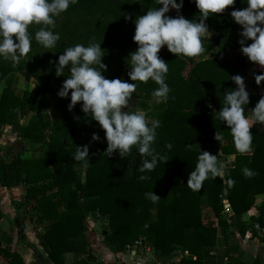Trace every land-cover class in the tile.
I'll use <instances>...</instances> for the list:
<instances>
[{"label":"trees","instance_id":"1","mask_svg":"<svg viewBox=\"0 0 264 264\" xmlns=\"http://www.w3.org/2000/svg\"><path fill=\"white\" fill-rule=\"evenodd\" d=\"M246 6L245 0H235L222 13L207 18L208 30L217 29V34L203 47L200 55L158 54L168 63L165 82L170 92L167 101L154 106L156 120L160 123L156 127L153 147L165 155L167 161H158L151 172L144 173L148 177L146 180L137 179L141 175L137 168L143 157L135 146L123 158L116 152L108 157L104 153L107 144L103 130L80 110L79 103L68 111L70 101L59 98L58 90L53 97L60 114L52 117L51 126L33 119L19 127L16 136L22 149L2 164L1 185L7 190L19 185L24 187L22 198L11 200V205L22 214L26 213L33 223L38 244L46 251L47 261L42 264H111L94 257L90 249L87 237L89 218L106 221L101 244L112 254L125 252L127 246L142 238L152 244V254L157 259L170 257L178 250L184 251L185 255L177 264H207L208 254L216 246L218 232L225 234L232 225L229 215L221 214L224 199L235 218L234 226L239 237L254 238L253 223L264 226V204L256 208L257 215L250 216L247 223L241 221V217L253 207L254 197L264 195V130L250 128L251 153L235 154L223 179L209 177L199 191L186 185L188 173L194 169L200 153L194 145H200L203 151L217 155V158L232 155V137L216 119L215 112L222 105L224 92L234 89L230 77L243 75L245 64L250 62L241 54L237 43L242 29L229 15L233 9ZM155 7H160L156 0H76L55 18L53 31L60 37L56 46L50 49L40 46L34 39L39 26L34 25L28 30L33 37L31 48H34L38 60L45 64L48 61L40 56L42 53L52 52L57 59L66 47L77 43L86 46L90 41L101 43L104 51L102 63L106 65V71L101 74L109 80L121 79L128 67L129 54L137 48L132 40L134 20ZM166 15L175 17L177 12L170 9ZM179 15L198 22V9L190 0H183ZM213 49L218 54L236 50L238 56L228 64L217 54L210 57ZM188 64L191 67L184 77L183 71ZM13 74L14 64L0 59L2 127L11 125L15 111L23 115L36 112L48 91L46 79L36 77V88L24 91L19 97L13 91ZM67 74L65 69L64 75L58 77L64 81ZM125 81L131 83L128 76ZM134 83L137 85L134 93L142 95L145 102L156 103L151 93L158 86L153 81ZM247 92L249 103L245 110L250 111L261 95ZM209 101L212 103L210 108ZM217 132L222 137L220 142L213 138ZM93 133L99 137L97 141L91 140ZM223 141L230 144L222 145ZM166 143L173 147L166 149ZM29 144L40 146L39 156L21 158ZM85 144L89 145V161L78 167L73 159L75 147ZM131 154H135V160L128 176ZM243 168L254 174L245 177L241 171ZM228 180L232 183H226ZM149 191L160 199L155 203L148 200L144 194ZM203 208L215 216L218 229L210 222H202ZM2 217L0 210V220ZM16 219L19 228L17 241L24 243L36 257L35 247L24 240L23 216ZM257 239L264 244L263 238ZM1 242L4 243L0 245L3 264H25L21 255L11 248L10 237L2 234ZM237 252L236 247L224 249L217 255L216 264H245L237 257ZM66 254L72 255L68 263ZM251 264L262 262L255 257Z\"/></svg>","mask_w":264,"mask_h":264},{"label":"clouds","instance_id":"2","mask_svg":"<svg viewBox=\"0 0 264 264\" xmlns=\"http://www.w3.org/2000/svg\"><path fill=\"white\" fill-rule=\"evenodd\" d=\"M76 0H0V59L10 60L18 64L30 51L33 39L28 29L30 25H38L34 33L35 41L45 49L54 48L59 40V33L54 32L55 18L64 13L70 4ZM160 7L149 8L144 15L134 20L133 42L137 45L135 51L128 57V80L119 78L111 80L101 73L106 71L102 63L104 56L101 43L89 42L86 46L77 43L66 47L55 63L56 76H67L57 91L59 98H68V111L80 104V110L92 121L97 122L105 134L107 147L104 151L108 157L116 152L120 158L125 157L135 146L143 157L137 172V179L146 180L144 173L151 172L158 161H167L166 156L153 147L156 138L157 122H148V118L140 111H126L129 99L136 90V81H153L158 87L153 89L151 96L156 103L165 102L170 92L165 76L168 63L158 56L162 47L175 56L194 57L200 55L204 48L202 37L211 33L205 23L208 17L222 13L235 0H190L198 9L197 20H188L179 15L183 0H156ZM246 7L233 9L229 15L233 22L242 29L237 43L243 56L255 65L264 69V0H245ZM175 10L177 15L169 17L166 13ZM125 20L128 17L125 16ZM248 43L247 46L246 42ZM235 84L234 89L223 94L222 105L216 111V119L226 127L237 151H250L253 124L264 125V95H261L255 106L245 114V106L249 103V94L245 89L240 75L230 77ZM257 85L264 81V71L254 75ZM70 92V95H69ZM221 141L217 132L214 137ZM99 137L93 133L92 141ZM166 149L173 145L166 143ZM73 159L78 167H83L89 161V145L75 147ZM245 177L254 173L243 168ZM223 163L217 155L203 151L198 154L193 170L188 173L189 189L199 191L203 182L211 178L223 179ZM226 183L231 184L228 180ZM145 197L155 203L160 198L153 191L145 192Z\"/></svg>","mask_w":264,"mask_h":264},{"label":"crops","instance_id":"3","mask_svg":"<svg viewBox=\"0 0 264 264\" xmlns=\"http://www.w3.org/2000/svg\"><path fill=\"white\" fill-rule=\"evenodd\" d=\"M213 57V56H212ZM245 73L243 75H240L243 78L244 85L246 91L257 93L260 95H264V81H261L259 85L256 84L254 75L256 73H261L264 71L259 65H255L252 62H247L245 64ZM233 87L235 88V84L233 83ZM249 110H245V114L247 115ZM158 124L160 123L156 119H154ZM2 127V126H0ZM6 126L2 127L5 128ZM252 128H257L259 130H264V125L260 124H253L251 126ZM5 134L8 135L9 131L5 129ZM5 137V136H4ZM1 137L0 143L3 142V145L0 147V210L2 212V219L0 222H5V225L3 227H0V245H4L3 242H1L2 234L7 235L12 239L11 248L18 252L21 257L23 258V261L25 264H38L39 261L40 264L47 261L46 258V251L45 249L38 244L37 237L33 236L31 238L32 233H35L33 230V223L29 219L28 215L22 214L21 211H17L13 208L11 205V200L18 201L22 198L24 187L22 185L16 186L10 190H7L2 187L1 180H2V164L8 160H10L14 155L17 154L18 149L13 146V144L9 143V139ZM13 136L10 138L11 140H14ZM222 145L230 144L229 141H223L221 143ZM33 146V149H30V146ZM232 146V155H229L226 157V163L224 166L226 167L229 163H231L234 159V155L237 153H241L236 150L234 147V144L231 143ZM40 146L37 144H29L26 145V151L23 153L21 158H32V151L31 150H37ZM8 149V150H7ZM22 149V148H21ZM252 149V148H251ZM250 151L243 152L244 154H250ZM264 204V195L259 194L254 197V205L251 208L249 212L244 214L241 217V221L248 222V218L250 216H256L257 211L256 208L258 206H261ZM16 212H18V215H16ZM16 216V217H15ZM23 216V235L24 240L26 243H30L35 247V250L37 252V256L34 257L33 251L29 249L24 243L22 246H19L17 244V234L18 229L16 226L17 223V217ZM211 220H217L216 218L211 217ZM88 222L91 225V228L94 230L96 229V223L99 222V220H94L93 218H89ZM38 231L40 229H37ZM14 233L16 234V237H14ZM94 235V232L92 229H88L87 237L90 243V238ZM102 239V238H101ZM151 246V244H150ZM228 247H236L237 248V257L244 262L245 264H251L252 260L255 257H258L259 260L264 264V244L261 243L258 239H252L245 241L243 238L239 237L236 228L234 226V223L229 226L228 231L225 234H220L218 232L217 239H216V246L211 249V251L208 254L209 261L207 264H216L217 262V255L220 254L224 249ZM90 249L97 259L103 261L104 263H111V264H176L181 257L184 256V251H176L173 253L170 257L162 258V259H155L154 255L152 254V251L146 252L142 249H135L134 251L126 250L123 253L119 254H112L109 250H107L101 242L93 245H90ZM66 262H70L72 259L71 254L65 255ZM0 264H3L0 260ZM51 264V263H48Z\"/></svg>","mask_w":264,"mask_h":264},{"label":"rangeland","instance_id":"4","mask_svg":"<svg viewBox=\"0 0 264 264\" xmlns=\"http://www.w3.org/2000/svg\"><path fill=\"white\" fill-rule=\"evenodd\" d=\"M33 26L34 25H30L28 30H30ZM208 31L209 33H211V35L209 37H207V35L205 37H202L203 47H205L210 42H212L217 34V29L210 28ZM248 43H251V41H247L245 46H247ZM159 53L160 54L168 53V51L166 47H162ZM213 54L219 55L220 58L225 63H228V64L233 63L236 57L238 56V53L236 50H229L222 54H218L216 50L213 49L210 52V57L213 56ZM40 56L44 57L46 61L48 62L44 64L43 62L38 60L35 54L34 48L30 47L29 53H27L25 57L21 59L18 64L14 65V74L12 75L13 91L19 97L22 96L24 91H33L36 88L37 86L36 77H39L41 79L42 78L46 79V83L48 86L47 94L42 97L40 108L36 112H27L25 115H23L19 111H15L14 119L11 125L6 126L5 128L0 127V138L5 136L4 138H6L7 140L9 139L10 141L9 143L12 142L11 144H13V146L17 149L21 148L20 147L21 144L17 140V136H16V133L21 125H25L28 121H31L33 119H40L43 123H46L48 126H51L52 117L54 115L59 116L60 114V112H58V110L55 107V98L53 97V93L60 89L62 82H63V79L56 76L54 72L55 63L57 59H55L54 58L55 56L53 55V53L49 51L46 53H42ZM190 67H191V64H188L185 67L183 71L184 77L187 76ZM129 70L130 69L128 66L122 74V77H121L122 80H125V78L127 77V72ZM2 89H3V82H0V93ZM156 105L157 103H154V102H145L142 98V95L133 93L129 99V105L127 106L125 110L126 111H140L146 115V117L148 118V122L151 123L152 121H154V119H156L157 110L154 107ZM5 129L9 131L8 135L5 134L4 132ZM46 133L48 132L46 131ZM13 136H15L14 140H11L10 138H12ZM2 145H3V142L0 143V147ZM194 147L198 151L203 152V149L200 145H194ZM30 149H33L32 145L30 146ZM39 149L40 148H38L37 150H31L32 151L31 157H38L39 151H40ZM227 156L218 157V159H220L223 165L227 164L226 163ZM134 160H135V154H131L130 161H129V167H128V176H130L132 173V168L134 166ZM227 167L228 166L223 167L224 169L223 175L227 173ZM226 205L229 207L228 202L226 203ZM16 215H18V212H16ZM211 217H215V216H213L212 212L209 209L203 208L201 211L202 222L203 223H207V222L213 223L211 220ZM228 218L231 223L235 222V218L232 215H229ZM4 225H5V222H0V227H3ZM105 225H106V221L103 218H100L99 222L96 223L95 230L91 228V225L88 223V228L92 229L94 232V235L90 238V245L91 244L96 245L101 242L102 233H103ZM17 229L19 230L18 227ZM30 235H31V238L33 236L34 237L36 236L34 233ZM13 236L16 237V234L14 233ZM17 244H19V246L23 245V243L19 241L17 242ZM155 259L157 260V258ZM37 263L40 264L39 261Z\"/></svg>","mask_w":264,"mask_h":264},{"label":"built area","instance_id":"5","mask_svg":"<svg viewBox=\"0 0 264 264\" xmlns=\"http://www.w3.org/2000/svg\"><path fill=\"white\" fill-rule=\"evenodd\" d=\"M208 108H210V105L208 106ZM226 203H227V201L225 199L222 200V212H221V214L222 215H231V211H230L229 207L226 205ZM212 222H213L212 224L215 225L216 228L218 229L217 220H215V221L212 220ZM87 223H89V222L87 221ZM252 229H253V231H255L256 236L254 238H250V236H246L243 238L245 241L257 239L259 237L264 239V226H260L258 223H253ZM150 244H151L150 242H147L144 239L140 238V239L136 240L131 246H127L126 250L134 251L135 249H142L143 251L150 252V251H153V246H152V244L150 246ZM184 255H185V253H184Z\"/></svg>","mask_w":264,"mask_h":264},{"label":"water","instance_id":"6","mask_svg":"<svg viewBox=\"0 0 264 264\" xmlns=\"http://www.w3.org/2000/svg\"><path fill=\"white\" fill-rule=\"evenodd\" d=\"M207 104H208V106H209V105H211L212 103H211V101H209ZM223 167H224V165H223ZM223 193L225 194L226 191L224 190Z\"/></svg>","mask_w":264,"mask_h":264}]
</instances>
